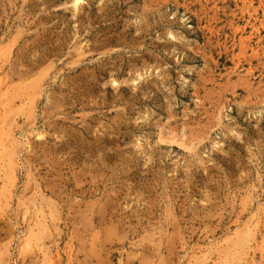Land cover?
I'll use <instances>...</instances> for the list:
<instances>
[{
  "label": "rangeland",
  "instance_id": "obj_1",
  "mask_svg": "<svg viewBox=\"0 0 264 264\" xmlns=\"http://www.w3.org/2000/svg\"><path fill=\"white\" fill-rule=\"evenodd\" d=\"M0 264H264V0H0Z\"/></svg>",
  "mask_w": 264,
  "mask_h": 264
}]
</instances>
